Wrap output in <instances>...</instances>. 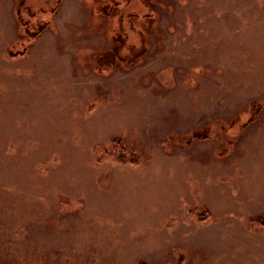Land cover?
<instances>
[{"label": "rangeland", "instance_id": "1", "mask_svg": "<svg viewBox=\"0 0 264 264\" xmlns=\"http://www.w3.org/2000/svg\"><path fill=\"white\" fill-rule=\"evenodd\" d=\"M19 1L0 0V264H264V0H143L141 61L102 70L121 0H60L34 40Z\"/></svg>", "mask_w": 264, "mask_h": 264}, {"label": "trees", "instance_id": "2", "mask_svg": "<svg viewBox=\"0 0 264 264\" xmlns=\"http://www.w3.org/2000/svg\"><path fill=\"white\" fill-rule=\"evenodd\" d=\"M60 0H20L16 7V19L23 28L25 34L31 39H35L49 24V19L54 8ZM123 7L113 29L112 49L99 53L95 59V67H112L117 61L130 68L132 65L141 61L144 54V36L141 28L136 24V20L145 16L147 11L146 4L143 0H121ZM102 10L104 13L112 9L113 4H118L117 0H109ZM113 3V4H111ZM112 32V30H111ZM131 34H136L139 38L137 42L132 40ZM17 49H20L17 47ZM14 50V49H13ZM27 49L22 48L19 52H12V49L6 51L10 58L18 55L23 56ZM254 224L264 227V216L254 219Z\"/></svg>", "mask_w": 264, "mask_h": 264}]
</instances>
